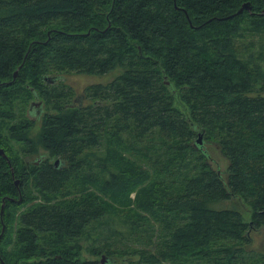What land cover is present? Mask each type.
<instances>
[{
	"label": "trees",
	"instance_id": "16d2710c",
	"mask_svg": "<svg viewBox=\"0 0 264 264\" xmlns=\"http://www.w3.org/2000/svg\"><path fill=\"white\" fill-rule=\"evenodd\" d=\"M263 6L0 0V264H264Z\"/></svg>",
	"mask_w": 264,
	"mask_h": 264
},
{
	"label": "rangeland",
	"instance_id": "374dc122",
	"mask_svg": "<svg viewBox=\"0 0 264 264\" xmlns=\"http://www.w3.org/2000/svg\"><path fill=\"white\" fill-rule=\"evenodd\" d=\"M113 75V72H108L106 74L103 75H93V74H86V73H63L62 75H60V77L62 78V82L64 81V83H66L67 85H69L71 87V89L73 90V96L71 97V99H80V101L82 103L86 102V97L85 95H83V88L85 87V85L89 84V83H93V82H103L106 79L110 78ZM78 102V103H81ZM36 128L33 127L32 131H34ZM31 131V132H32ZM209 148V154H210V162L212 164V166L217 165L219 167V170H223L225 167V160L223 159V157H221L219 155V153L213 148V147H208ZM38 151H43L41 148H39ZM132 192L130 193V196H132ZM244 209V208H243ZM181 216V215H180ZM177 222H180L179 220H177ZM106 231L103 228V225H101V228H97V229H91V232L89 233L88 237H80L81 239L79 240V243L82 244V254L86 257H90L89 252L87 251V247L89 246L91 243L94 242V240H96L100 235H102L103 233H105ZM100 233V234H99ZM250 245H252V242L250 243ZM248 245H246L245 248H247ZM262 248V244H258L256 246V249L261 250ZM255 253V252H254ZM252 253V254H254ZM258 253V251L256 252ZM212 254L211 253V257L210 259H207L208 262H212ZM198 255L195 252L190 253L186 259H184L183 261L187 262L188 264H202L199 262L204 261V259H200L198 257ZM99 257V256H98ZM209 257V256H208ZM219 261V259H218ZM106 261L105 259L102 260L100 263L104 264ZM115 262V261H114ZM110 264H113V261L109 262ZM213 263V262H212ZM215 264V263H213Z\"/></svg>",
	"mask_w": 264,
	"mask_h": 264
},
{
	"label": "water",
	"instance_id": "95a60500",
	"mask_svg": "<svg viewBox=\"0 0 264 264\" xmlns=\"http://www.w3.org/2000/svg\"><path fill=\"white\" fill-rule=\"evenodd\" d=\"M249 6H250L249 2H248V1H244V2L241 3V5L237 8V10H236L235 12H239L242 8H246V9H248ZM263 10H264V6H263V8L261 9V11H263ZM16 72H17L16 69H14V70L12 71V78L15 77ZM47 78H48V79H52L53 77L50 76V77H47ZM33 102H34V101H33ZM31 105H32V104H30V106H31ZM34 112H35V111H34ZM0 154L3 155V156H5V154L3 153V151H2L1 148H0ZM55 161H56V159H55ZM13 182H14V184H16L17 179H14ZM2 204H3V202H1V204H0L1 207H2ZM102 260H104L103 255L100 256V262H101Z\"/></svg>",
	"mask_w": 264,
	"mask_h": 264
},
{
	"label": "flooded vegetation",
	"instance_id": "af4514ba",
	"mask_svg": "<svg viewBox=\"0 0 264 264\" xmlns=\"http://www.w3.org/2000/svg\"><path fill=\"white\" fill-rule=\"evenodd\" d=\"M73 100H76V99H73ZM78 102H80V99L78 98L77 99ZM39 101H35V102H31L32 106H34V111L39 114L40 113V108H39Z\"/></svg>",
	"mask_w": 264,
	"mask_h": 264
}]
</instances>
